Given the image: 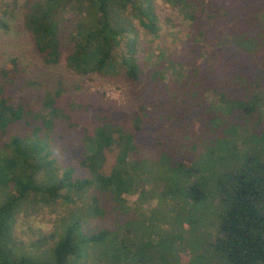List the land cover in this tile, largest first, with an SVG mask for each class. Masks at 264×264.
Listing matches in <instances>:
<instances>
[{"label":"trees","instance_id":"trees-1","mask_svg":"<svg viewBox=\"0 0 264 264\" xmlns=\"http://www.w3.org/2000/svg\"><path fill=\"white\" fill-rule=\"evenodd\" d=\"M154 1L23 0L19 6L23 29L45 65L63 59L64 66L78 75L122 73L132 86L145 76L157 91L164 73L170 72L176 79L173 89L165 86L159 103L168 99V108L179 103L180 112L173 115H196L191 125L200 131L189 129L184 137L193 158L164 169L154 163L160 125L151 115L157 114L139 98L132 125L108 121L94 108L96 123L89 132L57 106L61 89L57 87L43 92L28 130L1 142L8 129L20 121L27 123L29 115L5 95V87L18 79L20 69L14 59L4 63L0 68V264H48L18 251L13 228L19 214L49 209L64 210L67 216L79 205L87 218L100 216L99 194L118 209L128 210L123 195L140 198V183L144 193L154 187L176 205L184 218L180 231L172 232L167 241V234L152 232L144 241L139 236L124 237L129 231L119 232L125 224H130V233L140 230L141 224L134 222L141 219L138 212L137 219L117 228L118 234L103 229L82 235L74 221L58 230L60 239L49 247L53 255L49 264H68L69 257L79 256L81 244L105 240L104 264H152V250L164 242L167 251L162 247V252L167 255L170 250L187 249L190 264L201 258L264 264V0H158L173 15L163 22L153 10ZM17 8V0H0V11L8 18L15 17ZM72 20L64 40L69 51L62 58V23ZM178 26L189 29L185 40L191 34L185 53L197 51L199 37L205 44L207 35L215 36V41L208 38L210 50L200 55L203 62L178 71L175 66L181 55L175 64L161 61L160 53V61L151 67L135 58L138 49L144 51L136 43L137 30L157 38L165 27L172 32ZM129 34L132 38L126 37ZM223 35L250 43L253 49L240 51L230 40L220 44ZM189 81L197 82L198 89L187 88ZM113 150V164L104 172L105 154ZM59 153L64 157L57 165ZM146 185L150 187L145 189ZM154 235H158L155 246Z\"/></svg>","mask_w":264,"mask_h":264},{"label":"rangeland","instance_id":"rangeland-1","mask_svg":"<svg viewBox=\"0 0 264 264\" xmlns=\"http://www.w3.org/2000/svg\"><path fill=\"white\" fill-rule=\"evenodd\" d=\"M22 1L17 0L18 8L15 11L16 13H13L15 14L14 18L6 17L0 11V68L11 59L16 61L15 63L20 69V73L18 79L11 86L7 85L5 87V95L10 97L9 103L13 106L20 105L29 112V115L26 117L27 123L20 121L8 129L1 142H6L11 134H22L28 130L29 126L33 124V115L39 111L43 92H53L57 87H60V94L56 100L57 106L68 114L78 127L89 132L96 123L94 108L100 110L108 121L131 123L132 125L138 104L137 98H139V101L149 111L157 114L151 116L155 125H160L156 132L158 145L156 151H154V163L159 166L164 165V169L167 168L169 170L189 161L192 155L191 153L189 154L188 144H184V137L189 136V129L194 130L191 120L196 115H173L175 112H180L177 107H181L179 103L171 104V108H168L170 105L167 102L168 99L165 104L159 103V100L163 98L162 91H164L165 86H168L170 91L173 89V84L176 80L173 74L167 71L164 73L163 82L160 83V89L157 91L154 87H150V83H148V79L145 76L139 78L137 86H132L122 73L113 75H78L64 66L63 59L55 65H45L34 51L30 38L23 29L21 9L19 7ZM29 1L31 3L36 0ZM153 10L160 22H163L166 17L173 18V15H170L171 11L158 0L154 1ZM71 22L73 23L74 21L62 23L64 26L61 35L62 58L69 51L70 46H66L64 40L65 34L71 30ZM1 23L6 27H3ZM178 27H175L176 31L173 29L172 32H169V29L165 27L157 38H152L145 35L141 30H137L136 43H138V47L143 46L144 51L138 49L134 55L135 58L139 62L146 63L144 64L146 67H151L160 61L157 58L160 53L164 55L161 61L168 59L169 61L172 60L173 63L177 62L181 55L182 58L179 60V65L177 66L175 63L178 71H183L187 67L191 69L194 65L203 62L200 55L210 50L211 43L208 42V38L215 41V36L207 35L205 44L200 41L201 38L199 37L195 43L198 45L197 51L185 53L184 47H190V43H192L189 39L191 34L185 40L189 29ZM126 37L132 38V35L129 34ZM229 40L230 38L228 39L223 35L220 37L219 42L223 44L229 42ZM231 42L240 51L253 49V46L247 42V47H245L244 41L241 40H232ZM122 44L123 42L120 44L121 49H123ZM1 83L0 75V85ZM187 84V88L189 87L190 90L198 89L195 86L197 82L192 83L189 81ZM206 95H210V93ZM212 99H214L213 96ZM139 119L143 120L144 118L140 117ZM195 130L197 133L200 131L199 128H195ZM73 134L75 133L73 132ZM114 155L115 150L105 154L104 172L109 171L114 161ZM57 156V165H60L61 158L64 155L59 153ZM161 157H163L162 161ZM158 170L161 171L162 169ZM137 187L140 188V198L136 199V194L135 196L126 197L123 195L125 208L133 210L135 212L133 216L130 214L131 211L118 209L111 199L101 194H97L99 210L103 212V215L100 216L93 215V217L87 218L85 210L79 205L72 208L74 210L67 216H64L66 212L64 210L52 212L49 209H42V212L38 214H27L26 216L19 214L13 228V237L18 251L26 254L34 262H46L49 264L53 261L52 250L49 247L52 246V243L53 245L56 244L60 239L59 229H65L72 222L78 221L79 231L82 235L98 233L103 229H111L109 232L117 233V228L125 221L132 222L138 218L137 212L142 213L141 219L134 221L138 225L141 224L140 230L134 234L130 233V224H125L123 227L121 226L119 233L129 231V233L123 234L124 237L131 236L132 238L134 236L135 238V236H139L142 237L143 241L146 240L147 236L151 235V232L160 235L167 234L164 237L166 238L165 241H167L172 232L180 231L184 218L180 215V212L177 213L176 205L168 198L159 195L154 187H151L150 191L146 193L142 190L143 183L138 184ZM149 187L150 185H146L145 189ZM122 216L127 218H122ZM186 216L188 217L187 214ZM145 232L147 234L143 236ZM157 239L158 235L152 236L154 246ZM106 242L108 241L81 244L79 256L69 257L68 264H104L105 256L103 252ZM166 245H168L167 242H164L159 247H154L156 249L152 250V264H190L187 249L182 248L176 252L175 250H170L169 255H167L162 252L164 247L167 251ZM224 262L220 258H218V262H213V258L205 262L201 258L196 260L195 264H225Z\"/></svg>","mask_w":264,"mask_h":264}]
</instances>
